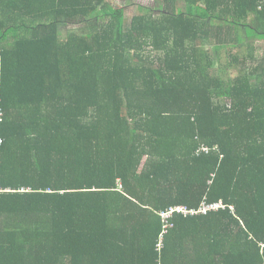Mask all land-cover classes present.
Wrapping results in <instances>:
<instances>
[{
  "label": "trees",
  "instance_id": "1",
  "mask_svg": "<svg viewBox=\"0 0 264 264\" xmlns=\"http://www.w3.org/2000/svg\"><path fill=\"white\" fill-rule=\"evenodd\" d=\"M157 2L0 0V264H264V0Z\"/></svg>",
  "mask_w": 264,
  "mask_h": 264
},
{
  "label": "rangeland",
  "instance_id": "2",
  "mask_svg": "<svg viewBox=\"0 0 264 264\" xmlns=\"http://www.w3.org/2000/svg\"><path fill=\"white\" fill-rule=\"evenodd\" d=\"M112 5H116V4H122L125 3L126 0H110ZM128 1V0H127ZM130 5H142L146 8H150V9H156L157 8V0H129ZM131 7V11L134 12V7L133 6H129ZM259 44V47H261L262 45H264V42H257V45ZM246 50H240L239 53L241 55H245ZM222 64L221 66H219V69H222L224 66H226L227 64V59L223 58L222 59ZM241 72L238 73H231L227 74L224 73V76L222 77L223 79H226L227 81L229 80H236L238 78V76L240 75ZM217 75V74H214Z\"/></svg>",
  "mask_w": 264,
  "mask_h": 264
},
{
  "label": "built area",
  "instance_id": "3",
  "mask_svg": "<svg viewBox=\"0 0 264 264\" xmlns=\"http://www.w3.org/2000/svg\"><path fill=\"white\" fill-rule=\"evenodd\" d=\"M0 143L2 144V141H0ZM219 209H226V206H224L223 203H218L210 206L203 205V207L198 211V213L206 214L210 210L218 211ZM174 213L188 214L189 211H187L186 208L179 207V208L171 209L167 213H164L163 217L165 219L171 218L173 217Z\"/></svg>",
  "mask_w": 264,
  "mask_h": 264
}]
</instances>
